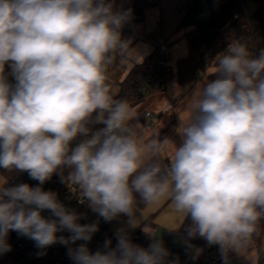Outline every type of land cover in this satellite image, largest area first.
<instances>
[{
  "label": "clouds",
  "instance_id": "obj_1",
  "mask_svg": "<svg viewBox=\"0 0 264 264\" xmlns=\"http://www.w3.org/2000/svg\"><path fill=\"white\" fill-rule=\"evenodd\" d=\"M114 5L0 0V168L39 181L36 187L0 184V254L12 249L10 231L43 250L90 241L99 230L97 223H79L81 216L55 192L42 189L60 173L105 221L123 214L132 228L147 220L138 201H169L178 225L167 230L190 220L188 237L218 245L230 264L229 253L246 251L264 220V49L254 54L247 41L233 39L214 59L215 79L192 91L189 115L176 130L180 145L159 132L147 139L108 75L117 61L127 65L141 57L122 38L131 9ZM6 64L15 84L4 74ZM187 92L173 86L174 97ZM93 124L103 127L93 130ZM78 137L84 138L73 147ZM44 210L55 219L45 218ZM64 230L71 235L57 236ZM147 233L154 238L148 248L120 230L115 248L106 240L105 250L93 253L84 243L68 255L75 264H176L167 261L158 232Z\"/></svg>",
  "mask_w": 264,
  "mask_h": 264
},
{
  "label": "built area",
  "instance_id": "obj_2",
  "mask_svg": "<svg viewBox=\"0 0 264 264\" xmlns=\"http://www.w3.org/2000/svg\"><path fill=\"white\" fill-rule=\"evenodd\" d=\"M114 6L117 10L118 6L116 4ZM180 6H182V3L177 4L176 7ZM128 25L129 22L127 21L121 29L122 33L128 31ZM154 34L160 36V39L157 42L152 59L146 64L138 79L129 87V96L124 97L128 102L164 90L168 81L173 79L176 72V67L170 62V42L165 36L164 26L160 21L156 22ZM4 74L10 84H15V79L11 75V70L7 64L5 65ZM203 75V72L199 73L198 78ZM145 116L152 117L153 114L150 111H145ZM83 138L78 137L73 141L72 146L74 147ZM6 179V187L20 183H27L32 187L39 185V181L30 178L27 172H20L16 176ZM40 186L44 191L55 192L58 200L66 208L80 215L79 223H97L99 230L93 234L90 241H76L70 245L56 243L43 250L38 249L31 239L20 236L15 231H10L8 242L11 244L12 249L7 253L0 254V264H75L68 255L69 248L74 249L80 244L86 243L89 250L94 253L97 250H105L106 240H111V248L117 246V234L110 228V221H105L98 213L89 208L87 201L81 202L82 193L77 186L53 177ZM42 215L45 218L55 219L49 210H44ZM70 235L71 233L66 230L57 233V236L68 237ZM149 245L143 248H148ZM197 249L200 250L199 254L196 252ZM168 252L167 261H175L176 264H219L222 259V257L216 255V252H220L219 246L209 245L205 239L203 243L196 246L193 253L175 250H168Z\"/></svg>",
  "mask_w": 264,
  "mask_h": 264
},
{
  "label": "trees",
  "instance_id": "obj_3",
  "mask_svg": "<svg viewBox=\"0 0 264 264\" xmlns=\"http://www.w3.org/2000/svg\"><path fill=\"white\" fill-rule=\"evenodd\" d=\"M120 0H115L118 6L117 10L126 11L131 9V15L128 22L143 21L145 19L146 8L156 5L160 0H132L129 5L120 6ZM208 24L217 30V35L213 43L212 49L206 60L202 63L200 55L204 48L205 40L202 33L195 27L185 33L188 45V54L181 57L176 62V72L173 78H176L180 84L191 83L198 79L199 73H205L209 68L215 67L214 59L218 53L226 50L228 44L233 39L247 41L249 48L254 54H259L264 49V0H216L205 11ZM124 32L122 33V36ZM154 52L143 62L132 67L127 76L121 82L120 93L117 98L129 96V87L138 79L143 72L146 64L152 59ZM216 71V70H215ZM215 71L209 73V79H215ZM96 130L103 125H89ZM164 163H168V159L161 157ZM17 171H7L0 168V175L5 178L16 176ZM139 207H145L143 203H139ZM190 224V220H186L180 234L194 242L203 243L201 237L190 238L187 235L186 228ZM260 235L254 237V241L259 242L264 235V220L260 221ZM130 240L140 247L150 244V235L146 232H133L129 236ZM263 258L259 257L258 264H263Z\"/></svg>",
  "mask_w": 264,
  "mask_h": 264
},
{
  "label": "rangeland",
  "instance_id": "obj_4",
  "mask_svg": "<svg viewBox=\"0 0 264 264\" xmlns=\"http://www.w3.org/2000/svg\"><path fill=\"white\" fill-rule=\"evenodd\" d=\"M182 1L188 2L189 0H161L158 4L146 8L145 19L143 20L144 22L143 21L129 22L128 31L124 32V36L126 35L124 39L130 40L131 47L137 49L139 53H143L139 51L140 46L143 44L145 45V47L147 46L149 47L152 44L150 42H147L150 41L149 39H143L142 36L144 35L145 31L150 30L156 22L160 21L165 27L164 28L165 36L170 42V50H171L170 62L174 66H176L177 60L188 54V46H187V40L185 38V33L193 29L191 26L185 28H179L180 22L184 14L186 13L187 9L189 8L192 0L188 2L186 5L183 4L182 6L175 8L174 5L177 6V4ZM129 2L130 0H122L120 5L123 6L128 4ZM143 56L144 55H141V57H137V59H134L131 62L133 63L141 62L143 60ZM215 70L216 68L212 67L208 69L202 77H199L194 82V84L188 89V92L183 93L182 97L177 100L179 104H176L175 107L180 105L181 106L185 105L186 101H188V99H190V97L193 95L192 91L195 90L197 83L198 82L203 83V81L209 79V73ZM108 75L110 76V79L113 84V88L115 90L117 87L116 81L119 79L120 73L116 68L112 69L109 67ZM133 102L134 101H130L128 103L130 105ZM172 111L173 109L171 108L168 110V113ZM140 123L143 125L142 121ZM151 135H153V126H148V128H145V137L147 138ZM172 140L176 143L177 146H179L181 143V137L178 135V133H176L173 136ZM69 171H71V169L65 167L63 169V176L67 177ZM52 177L61 180L60 173H54ZM4 183L6 187L7 179L2 175H0V184H4ZM128 219L129 218L127 216L121 214L118 218L110 221V228L113 231L117 232L118 230L119 232L120 230L124 229L125 226L126 227L129 226ZM158 229L159 227L153 226L151 224H143V225L141 224V230L145 232L151 233L157 231ZM165 231H166V237L164 239V247L167 250H175L186 253H193L195 251L196 245L194 243L186 240L185 238H183L182 236H180L179 234L173 231H169V230H165ZM153 239L154 238L151 237L152 242ZM216 255L222 257L220 252H216ZM260 256L263 258L264 261V235L259 242L253 240V242L248 246L246 251H243L240 254L229 253L230 264H258ZM219 264H224L223 259L220 260Z\"/></svg>",
  "mask_w": 264,
  "mask_h": 264
},
{
  "label": "crops",
  "instance_id": "obj_5",
  "mask_svg": "<svg viewBox=\"0 0 264 264\" xmlns=\"http://www.w3.org/2000/svg\"><path fill=\"white\" fill-rule=\"evenodd\" d=\"M121 1L122 0L119 1V5L121 4ZM131 1L132 0H130V2L126 5H129L131 3ZM190 1L191 0H189L188 2H190ZM188 2L182 1L180 3H182V5L183 4L186 5ZM126 5H123V6H126ZM174 6L176 8V5H174ZM155 25H156V23L154 24V26L150 30L145 31L144 35L142 36L143 39H149L150 41H147V42H150L152 45H150L149 47L148 46L145 47V45L142 44L140 46L139 51L143 52V53H140V55H144L143 60L141 62H143L145 59H147L154 52L155 47L157 45V42L160 39V36H155V34H154ZM125 36L123 35L122 38L124 39ZM141 62H138V63L134 62L133 63L130 61L127 65H120L119 62L117 61L113 65L109 66L112 69L116 68L120 73L119 79L116 81L117 87L115 89V93L117 96L120 93L121 82L127 76V74L132 69V67L137 65V64H140ZM9 68H10V66H9ZM10 70H11V68H10ZM171 80L168 81L167 87L164 90L154 92V93L147 95L143 98L131 100L134 102L131 103L130 106L134 110L135 118H138L139 122L142 121L144 129L148 128V126H153V133L159 132L161 139L168 137L172 140L173 136L177 133V131H176L177 128L179 127V125L181 123L180 118L187 119V117L189 115V106L191 105L192 100H193V95H192L190 97V99H188V101H186L185 105H183V106L180 105V106L175 107L176 104H179V102L177 100L179 98H181L183 94L174 97L173 93H172L173 86L174 85L179 86L181 89L187 88V90H188L194 84L195 81L188 83V84H185V85H182L177 81L176 78H173L172 81ZM177 91H179V89H177ZM171 108L173 109V111L168 113V110ZM145 111H150L153 114V116L152 117L145 116ZM145 121H147V122H145ZM152 136L153 135L147 137V139H150ZM170 150H171V148H170ZM170 152L171 151H169L168 153H165V155L162 154V157H165L168 159ZM169 203H170L169 201H164L159 206H145V207L140 208L144 212V214L147 216V220L142 221L141 224L142 225L143 224H151L153 226L159 227V229L157 231H155V232H158L155 239L162 240L163 245H164V239L166 237V231L165 230L176 228L178 225V218L176 215L171 214L170 208H169ZM136 215L139 217L140 213L137 212ZM141 224H140V226L135 227V228H132L130 225L128 227L125 226L124 229H122V230H124L128 234V236H130L135 231H138L140 233L141 231H143V230H141ZM182 226L183 225H181L178 230L173 231V232L182 236L180 234ZM114 232L117 234L118 230H117V232L116 231H114ZM143 232H145V231H143ZM150 238H151V236H150ZM183 238H185V237H183ZM185 239L194 243L196 246L198 244H200L199 242H194V241H191L187 238H185ZM151 243H152V240H150V244Z\"/></svg>",
  "mask_w": 264,
  "mask_h": 264
},
{
  "label": "water",
  "instance_id": "obj_6",
  "mask_svg": "<svg viewBox=\"0 0 264 264\" xmlns=\"http://www.w3.org/2000/svg\"><path fill=\"white\" fill-rule=\"evenodd\" d=\"M215 1L216 0H192L179 25V28L193 26L202 33L205 40L204 48L200 55V61L202 63L210 53L217 35V30L210 27L205 16L206 9Z\"/></svg>",
  "mask_w": 264,
  "mask_h": 264
}]
</instances>
